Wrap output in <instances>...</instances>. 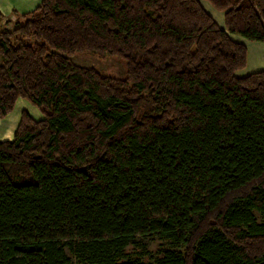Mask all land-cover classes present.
<instances>
[{
	"label": "trees",
	"instance_id": "16d2710c",
	"mask_svg": "<svg viewBox=\"0 0 264 264\" xmlns=\"http://www.w3.org/2000/svg\"><path fill=\"white\" fill-rule=\"evenodd\" d=\"M201 1L12 9L0 118L40 115L0 139V264H264V69L230 35L264 43V0H208L222 26Z\"/></svg>",
	"mask_w": 264,
	"mask_h": 264
},
{
	"label": "rangeland",
	"instance_id": "374dc122",
	"mask_svg": "<svg viewBox=\"0 0 264 264\" xmlns=\"http://www.w3.org/2000/svg\"><path fill=\"white\" fill-rule=\"evenodd\" d=\"M30 1L32 0H0V4L8 3L11 10V12H8L7 16L3 17L0 23V29H11L14 26L15 22L18 21L17 16H13L11 6L18 7L19 9H24L27 8V4L23 5L22 3H28ZM201 3L202 6L213 16L217 24L219 26H222L224 18L223 12L214 8L208 0H202ZM230 35L232 39L245 43L246 49H248L246 65L242 69L236 71L237 75H246L253 71L264 69V56L261 57L262 52L259 50V46H256L255 44L259 41H250L253 43H248L247 39L237 33H231ZM71 60L75 64L81 66L93 67L104 75L115 77H123L125 75V62L116 56H99L90 52H78L71 56ZM23 109L27 110L34 117H38L40 115L39 111L34 106L29 104L27 100L21 97L17 98L16 105L13 110L9 112L5 117L0 118V139L12 138L13 130L15 129V126L20 117V111ZM256 215L259 216L258 213H256ZM138 240L146 244L148 250H150L151 252H155V250L159 248L162 243L156 238L154 234L139 236ZM129 250L132 251V248H130ZM66 252L71 256L68 249H66Z\"/></svg>",
	"mask_w": 264,
	"mask_h": 264
},
{
	"label": "crops",
	"instance_id": "0c3cea01",
	"mask_svg": "<svg viewBox=\"0 0 264 264\" xmlns=\"http://www.w3.org/2000/svg\"><path fill=\"white\" fill-rule=\"evenodd\" d=\"M33 1V0H32ZM32 1H30V2H28V3H22L23 5L24 4H27L26 5V7L27 8H24V9H19L18 7H14V6H11L12 7V9H16L18 12H23V11H27V10H30V9H32L37 3H38V0H34L33 2ZM11 12V10H10V7H9V4L8 3H5V4H0V12H1V14H2V17H5V16H7V14H8V12ZM14 16V15H13ZM12 16V17H13ZM11 17V18H12ZM248 41V40H247ZM248 43H253V42H250V41H248ZM247 43V44H248ZM256 44V46H259V50L262 52L261 53V57H263L264 56V43L263 42H258V43H255ZM247 52H248V49H247Z\"/></svg>",
	"mask_w": 264,
	"mask_h": 264
}]
</instances>
